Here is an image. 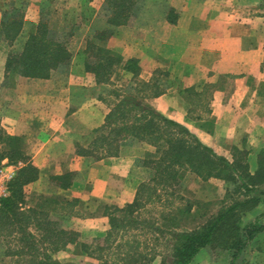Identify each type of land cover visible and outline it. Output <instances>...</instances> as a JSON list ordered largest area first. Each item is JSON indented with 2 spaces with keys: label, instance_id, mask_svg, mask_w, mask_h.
<instances>
[{
  "label": "crops",
  "instance_id": "crops-1",
  "mask_svg": "<svg viewBox=\"0 0 264 264\" xmlns=\"http://www.w3.org/2000/svg\"><path fill=\"white\" fill-rule=\"evenodd\" d=\"M41 24L66 46L69 63L48 78L8 74V58ZM97 53L112 61L107 81L93 71ZM122 79L130 90L144 85L141 102L217 155L232 162L242 152L254 174L264 151V0H0V125L29 156L16 172L28 164L38 172L23 188L25 207L45 202L44 218L79 234L54 252L41 241L45 232L30 230L40 252L60 264H101L81 245L102 240L106 208L131 204L149 180L141 150L150 145L128 139L116 155L93 146L116 100L103 90L123 97ZM66 175L71 180L56 179ZM247 217L264 223V195ZM0 244V260L19 258L6 254L20 249L13 239Z\"/></svg>",
  "mask_w": 264,
  "mask_h": 264
},
{
  "label": "trees",
  "instance_id": "trees-1",
  "mask_svg": "<svg viewBox=\"0 0 264 264\" xmlns=\"http://www.w3.org/2000/svg\"><path fill=\"white\" fill-rule=\"evenodd\" d=\"M94 47L90 46L89 51L93 52ZM101 51L100 49L99 52ZM99 54L97 53V56L100 59L93 58L91 61L94 63L92 68L99 81H107L108 75L105 71L110 68L112 61L110 59L107 63L103 55ZM70 58L63 42L52 36L41 24L23 51L8 58L7 73L27 78H48L52 71L68 64ZM135 92L136 94L123 97L114 92V106L106 118L104 131L96 138L93 146L95 149L106 150L108 155H116L128 139L153 146L155 153L148 154L143 161L144 167L151 170L152 177L139 186L134 202L123 208H106L105 214L110 225L107 235L96 244H82V252L101 264H153L156 250L153 251L148 245L140 247L141 244L136 240V232L144 229L154 237V242L165 239L166 243L171 244L170 256L162 257L161 264H194L206 248L218 254H226L229 264H234L249 243L264 233V224L260 219L243 224V217L262 202L264 151L259 155L257 171L251 174L246 156L242 152L235 151L232 162L217 155L185 126L141 102L140 99L147 96V93H140V89ZM159 94L160 92L155 90L150 92L151 96ZM4 159L18 168L19 164L28 162L29 156L23 150L22 139L6 135L0 125V164ZM186 172L203 182L219 179L236 184L232 194L229 188L226 189L225 197L232 200L231 204L210 217L202 226L191 230L178 231L176 222L179 218L171 212L159 213L163 222H167L164 226H160L158 220L152 222L141 219L147 206L160 203L163 194H167L169 189L172 196L176 194V188ZM37 177V170L29 164L17 170L9 184V196L0 199V240L13 239L20 245V249H8L6 254L19 257L23 264H60L48 258L46 252H40L34 241L35 236L30 230L33 228L45 232L41 241L48 239L54 252L67 244L76 243L79 234L73 231H58L56 222L51 223L48 218H44L40 207L45 206V202L38 205V208L25 207L23 188ZM71 178V175H66L56 179L69 181ZM237 193L238 197L235 196ZM76 203L74 200L67 204L65 209L72 212L69 208ZM190 212L191 207H188L179 213L184 215ZM120 237L123 238L122 243H118Z\"/></svg>",
  "mask_w": 264,
  "mask_h": 264
},
{
  "label": "rangeland",
  "instance_id": "rangeland-1",
  "mask_svg": "<svg viewBox=\"0 0 264 264\" xmlns=\"http://www.w3.org/2000/svg\"><path fill=\"white\" fill-rule=\"evenodd\" d=\"M118 82H119L118 84L122 86V88L126 85V81H124V79L118 80ZM125 88H123L125 90L123 92L125 93V95L133 94V93L136 94L135 92L136 89H140V93L142 94L148 93L147 90L145 89V86L143 87L142 85L140 86L137 85L136 87L133 86L132 90ZM111 90L112 89H109L107 87L104 88L103 94L106 100L114 99L115 94L112 93ZM120 94L122 95V92H120ZM141 151L145 152L143 155L144 157L143 161H144L146 160L147 155L154 154L156 149L153 147V151L147 152V150L145 151L144 149ZM143 161L141 164L144 166ZM147 174H148L147 179H150L152 177L150 169L148 170ZM199 180L200 179H198L195 175L186 172L184 176L181 178L179 186L176 188V194L172 196L171 189H169L167 191V194L169 196H167V194L164 193L160 203L149 204L146 210L143 212V217L141 219L151 220L152 222L154 221L156 222L158 220V224H160V226H164L165 224H167V222H163V220L160 218L159 213L171 212L172 214L175 213L177 218H179L178 221L176 222L177 223L176 226H178L177 229L178 231L191 230L199 226H202L210 217L217 215L222 208H225L226 206L231 204L232 200H229L230 198L227 199L225 197L226 189L229 188V191L232 194L236 188V184L227 183L219 179H210L209 181L206 182ZM238 195H239L238 193L235 194V196L237 197ZM240 197L241 196H239V198ZM188 207H191V212L189 214L180 215V213L183 212L184 209ZM247 216L248 213L243 217V224H246V222H248ZM166 226L169 227L170 225L169 226L166 225ZM136 233H137L136 240L141 244L140 247H143L144 245H148L150 246L149 248H153V251L156 250L157 254L153 264H161L162 257L170 256L171 244L166 243L165 239H161L157 243L154 242V237L147 233V230L143 229V231H138ZM121 238L122 237L118 239V243L123 242L122 240L123 238L122 239ZM11 249L14 248L10 246L9 250ZM19 259L20 258L1 259L0 264H23V260L21 259L19 261ZM197 261L198 264H229L230 263L226 254H222V253L218 254L216 252H213L209 248H206L201 252V255L199 256V260ZM234 264H264V233H262L260 236L255 238L254 241L249 243L248 247L241 253L240 257L235 261Z\"/></svg>",
  "mask_w": 264,
  "mask_h": 264
},
{
  "label": "built area",
  "instance_id": "built-area-1",
  "mask_svg": "<svg viewBox=\"0 0 264 264\" xmlns=\"http://www.w3.org/2000/svg\"><path fill=\"white\" fill-rule=\"evenodd\" d=\"M16 169L17 166L8 163L0 166V199L9 195V182L15 176Z\"/></svg>",
  "mask_w": 264,
  "mask_h": 264
}]
</instances>
